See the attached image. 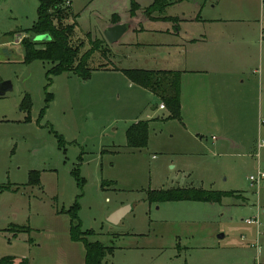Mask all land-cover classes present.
Wrapping results in <instances>:
<instances>
[{
    "label": "rangeland",
    "instance_id": "rangeland-1",
    "mask_svg": "<svg viewBox=\"0 0 264 264\" xmlns=\"http://www.w3.org/2000/svg\"><path fill=\"white\" fill-rule=\"evenodd\" d=\"M124 1L72 0L77 15L69 20L77 22L73 45H81L84 52L91 47V38L107 40L94 54L91 67L139 66L124 58V43L157 39V33L130 30L109 42L106 31L115 10L152 29L168 25L146 22L145 9L152 0H138L142 8L135 18L129 15L136 0H128L127 5ZM189 5L169 6L154 14H176L181 7L193 13ZM208 5L214 6H208L206 14L237 21L230 25L244 22L250 28L252 70L262 72L264 38L252 26L264 20V0H209ZM38 9V0H0V79L11 85L0 96V183L20 186L17 191H0V254L15 256L16 263L27 257L31 264H86L85 244L71 239V217L64 211L81 194L83 230L94 231L90 240L114 248L104 264H254L258 253L264 261V225L258 234L257 225L247 222L258 214L256 205L264 209V180L253 185L249 179L264 168V146L258 148L259 140H264V86L260 91L256 79L247 100L237 103L242 105L229 108L225 119L214 116L209 123L166 119L168 109L153 110L161 99L135 82L129 85L131 79L121 72L95 70L88 80L65 72L53 76L47 86L52 63H25L20 43L27 35L20 29L33 25ZM34 40L47 41L50 36L34 35ZM49 93H53L50 102ZM27 94L33 103L31 121L25 120L27 112L21 106ZM144 120L149 121L147 146H128V128ZM52 128L64 136V146ZM76 166L84 179L83 189L72 175ZM34 170L40 172L39 184L29 185ZM174 187L236 193L221 202L151 203L147 198L149 190ZM242 194L250 199L248 204L240 199ZM125 206L119 222L109 219ZM259 219L264 223V212ZM11 222L32 229L14 234L9 230Z\"/></svg>",
    "mask_w": 264,
    "mask_h": 264
},
{
    "label": "crops",
    "instance_id": "crops-1",
    "mask_svg": "<svg viewBox=\"0 0 264 264\" xmlns=\"http://www.w3.org/2000/svg\"><path fill=\"white\" fill-rule=\"evenodd\" d=\"M127 1H124L126 5ZM176 1L170 7L183 6V4L190 3L191 5L189 6L194 8V12L188 14L181 7L176 14L164 16L153 14V18L149 17L146 21L148 25L149 23L152 25L156 23L168 24L165 27L157 29H152L149 26L146 27L144 24L140 25V22L136 23L127 19V15L122 10H115V14L120 17L118 23L126 25V31L120 38L128 31L133 30L134 33L139 31L157 33V39L150 40L149 38H145L136 43H124L127 45L126 52L123 54L124 58L132 59L139 66L132 68L106 66L107 68L101 70L121 72L123 74V69L182 71L181 120L209 123L214 119V116H217V119L224 116L225 119L228 116L229 108L238 107V105H242L237 104L239 101L247 100L245 98L248 97V91L251 89V86L254 87L253 84L256 79L258 83L257 88L260 91L264 86V70L262 72L261 70L259 72V69L252 70L255 55L253 53L254 39L250 37V28L243 25L245 24L244 22H239L242 25H230L237 21L227 18H216L206 14L207 7L211 6L208 5L209 0L203 5L202 2L204 0ZM136 2L142 8L141 3L138 0ZM213 6L211 7L213 8ZM124 10L127 11L128 9L125 8ZM137 15L131 16L130 14L129 18H135ZM118 23H113L111 20L107 28L113 27ZM252 30L264 38V20L261 23H255L252 26ZM260 48L262 49L260 60L263 66L264 40H261ZM133 83L130 81L129 85ZM162 103L161 101L159 104L154 105L153 110H166L167 108L160 107ZM233 113L235 114L236 112ZM151 117L147 116L149 121L152 119ZM198 134L200 135V133ZM259 142L258 148L260 149ZM242 197L240 199L244 204L250 202V199L245 194H242ZM250 205H252L251 208H254L256 204L250 203ZM256 206L258 207V214L256 216L259 217V213L261 211L264 212V209L260 211L259 206ZM10 224H13V222ZM263 225L264 223L261 226L257 225L258 234H262L261 227ZM7 227L9 226L3 229L5 230ZM18 236L15 235L16 238ZM257 249L259 250L260 246ZM2 255L0 254V258ZM257 259L254 264H264L260 253H258ZM220 264L253 263L227 261Z\"/></svg>",
    "mask_w": 264,
    "mask_h": 264
},
{
    "label": "trees",
    "instance_id": "trees-1",
    "mask_svg": "<svg viewBox=\"0 0 264 264\" xmlns=\"http://www.w3.org/2000/svg\"><path fill=\"white\" fill-rule=\"evenodd\" d=\"M38 19L33 25L26 29H20V32L26 33L21 44L24 49V62L31 63L35 60H44L52 63L47 71V86L52 84L53 76H58L65 72H73L84 80L91 78L95 70L107 68L104 65L91 67L90 62L96 52L102 50L105 39H90L91 47L81 52V45L74 46L72 35L75 32L77 22H69L71 18H77L72 11L71 0H38ZM70 1V4H69ZM207 0L202 2V5ZM176 0H153L145 9L146 16L153 18L155 12H163L166 8L176 3ZM140 8L137 2H133L131 15L135 16ZM168 19L167 17H165ZM120 17L115 15L113 23H118ZM34 35H49L50 40L38 42L34 40ZM124 74L136 84L148 89L157 95L162 104L169 110L170 114L166 119L182 118L181 94H182V71L179 70H149V69H123ZM1 81V79H0ZM53 93H49L48 102L52 100ZM22 109L27 112L26 121H31L32 100L30 95H25L21 102ZM47 104L42 110V116L45 114ZM59 144L65 145L64 136L52 128ZM149 140V121H138L132 124L127 130V142L130 147L147 146ZM81 161V158H80ZM72 175L76 179L78 186L83 189L84 179L80 174V167L76 166L72 170ZM39 171H31L29 185L39 184ZM105 180L102 186L105 184ZM109 183H114L109 181ZM20 186H12L11 183H0V191H17ZM236 191H218L198 187H174L160 190H149L148 200L153 202L194 200L203 202H221L226 196H233ZM79 197L69 210H64L71 217V239L85 244L86 264H104L105 258L113 254L114 248L106 246L98 240H90L89 236L94 234L93 230H83L82 220L79 216L80 203ZM63 211V210H62ZM32 228L24 225L12 224L10 231L17 234L19 232H29ZM0 264H31L28 258H21L16 263V257L5 255L0 258Z\"/></svg>",
    "mask_w": 264,
    "mask_h": 264
},
{
    "label": "water",
    "instance_id": "water-1",
    "mask_svg": "<svg viewBox=\"0 0 264 264\" xmlns=\"http://www.w3.org/2000/svg\"><path fill=\"white\" fill-rule=\"evenodd\" d=\"M125 31L126 25L124 23H118L106 31V38L109 40V42L117 41ZM9 89H11L9 81H0V96L6 94ZM127 207L128 206L117 209L111 214L109 219L113 222H119V220H121L125 215ZM223 236V234L220 235V237Z\"/></svg>",
    "mask_w": 264,
    "mask_h": 264
},
{
    "label": "built area",
    "instance_id": "built-area-1",
    "mask_svg": "<svg viewBox=\"0 0 264 264\" xmlns=\"http://www.w3.org/2000/svg\"><path fill=\"white\" fill-rule=\"evenodd\" d=\"M70 4V1H69ZM164 104H161V108H164ZM264 146V140H261L259 142V147H263ZM250 181L251 183L254 185L255 183H259L260 181L264 180V168H259V170L257 171V173L255 175H251L250 176ZM248 223H254L258 226H261L262 222L260 221L258 216H255L254 218H249L247 220ZM259 246V245H258Z\"/></svg>",
    "mask_w": 264,
    "mask_h": 264
},
{
    "label": "bare ground",
    "instance_id": "bare-ground-1",
    "mask_svg": "<svg viewBox=\"0 0 264 264\" xmlns=\"http://www.w3.org/2000/svg\"><path fill=\"white\" fill-rule=\"evenodd\" d=\"M165 106V105H164ZM160 107H161V105H160ZM164 108H166V107H164Z\"/></svg>",
    "mask_w": 264,
    "mask_h": 264
}]
</instances>
